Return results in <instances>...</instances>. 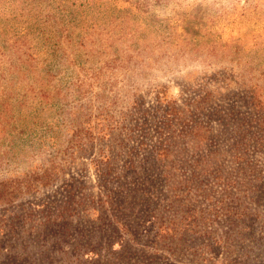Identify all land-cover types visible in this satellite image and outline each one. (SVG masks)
I'll return each mask as SVG.
<instances>
[{"label":"rangeland","instance_id":"obj_1","mask_svg":"<svg viewBox=\"0 0 264 264\" xmlns=\"http://www.w3.org/2000/svg\"><path fill=\"white\" fill-rule=\"evenodd\" d=\"M0 264H264V0H0Z\"/></svg>","mask_w":264,"mask_h":264}]
</instances>
